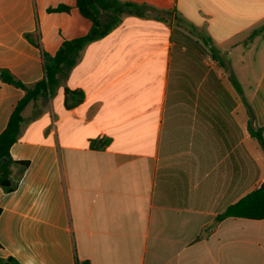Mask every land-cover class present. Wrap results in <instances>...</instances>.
Masks as SVG:
<instances>
[{"label": "crops", "instance_id": "obj_1", "mask_svg": "<svg viewBox=\"0 0 264 264\" xmlns=\"http://www.w3.org/2000/svg\"><path fill=\"white\" fill-rule=\"evenodd\" d=\"M98 7L118 23L22 110L0 259L264 264V218L215 220L264 183V0ZM91 27L76 0H0V69L32 86ZM24 94L0 77V132Z\"/></svg>", "mask_w": 264, "mask_h": 264}, {"label": "trees", "instance_id": "obj_2", "mask_svg": "<svg viewBox=\"0 0 264 264\" xmlns=\"http://www.w3.org/2000/svg\"><path fill=\"white\" fill-rule=\"evenodd\" d=\"M79 11L92 21V27L85 36L76 38L71 41L64 42L55 55H44V71L43 79L37 81L32 86H27L17 79L6 69H0V77L3 81L21 87L25 90L24 96L18 100L14 106L5 128L0 132V187L5 191H12L16 185V179L13 176V167L17 163L26 165L25 161H16L10 154L11 145L17 141L21 127L24 123L22 110L25 105L32 99L52 93L58 84L57 75L62 71L64 66L71 67L76 62L79 50L92 40L100 38L115 24L119 19L115 15H111L106 24H103L98 17L99 7H105L110 0H76ZM127 4L126 6H128ZM257 33L254 31L253 34ZM252 34V35H253ZM234 82V81H233ZM235 85H237L235 83ZM250 134L256 137L260 145L264 149V140L262 138V128L254 130L248 127ZM244 217L249 219L264 218V190L255 189L252 192L241 197L238 201L228 205L222 212L215 216L216 221H221L226 217ZM2 264H20L14 258L0 259ZM76 264H90L88 260H76Z\"/></svg>", "mask_w": 264, "mask_h": 264}, {"label": "water", "instance_id": "obj_3", "mask_svg": "<svg viewBox=\"0 0 264 264\" xmlns=\"http://www.w3.org/2000/svg\"><path fill=\"white\" fill-rule=\"evenodd\" d=\"M257 189L258 190H264V183H262Z\"/></svg>", "mask_w": 264, "mask_h": 264}]
</instances>
